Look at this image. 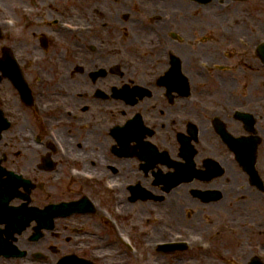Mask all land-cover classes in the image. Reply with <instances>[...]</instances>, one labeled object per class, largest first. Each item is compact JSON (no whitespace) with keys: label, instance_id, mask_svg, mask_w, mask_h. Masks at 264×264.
I'll return each mask as SVG.
<instances>
[{"label":"flooded vegetation","instance_id":"flooded-vegetation-1","mask_svg":"<svg viewBox=\"0 0 264 264\" xmlns=\"http://www.w3.org/2000/svg\"><path fill=\"white\" fill-rule=\"evenodd\" d=\"M54 13L67 12L38 14L35 23L23 18L22 24L34 23L33 39L39 45L45 40L53 49L50 58L62 62L66 91L49 87L43 102L57 118H69L71 131L78 125L64 111L83 116L87 128L79 148L92 157L84 166L97 171L104 165L119 181L124 164L112 130L138 117L142 138L168 153L177 144L172 156L179 161L180 138L193 139L195 168L206 172L196 180V189L217 192L218 199L203 203L188 193L183 199L205 208L210 226L221 232L211 241L213 263L251 264L257 256L264 262V0H70V23L85 29L70 37L55 30ZM139 87L145 88V97L136 93L129 102L123 92ZM40 97L35 94L36 101ZM47 119H54L51 113ZM39 134L45 135L43 126ZM100 138L110 146L104 147ZM28 171L36 186L45 184L31 191L40 208L99 196L94 187L75 181L61 189L58 169L55 176L40 167ZM88 220L74 217L70 234L75 224ZM229 222L237 230L229 229ZM67 231L56 228L38 242L30 239L33 229L26 231L18 239L29 253L24 264H42L34 258L38 252L46 254V264H58L66 254L89 259Z\"/></svg>","mask_w":264,"mask_h":264},{"label":"rangeland","instance_id":"rangeland-1","mask_svg":"<svg viewBox=\"0 0 264 264\" xmlns=\"http://www.w3.org/2000/svg\"><path fill=\"white\" fill-rule=\"evenodd\" d=\"M0 46H1V43H0ZM28 127H32V126L28 125ZM18 134H15V136L18 135ZM7 142L10 143L12 150L14 149V147L15 148H23V147L27 148L28 145H30V142H24V141H22L20 139L18 140V139H15L13 137ZM35 153L37 155V152H35ZM37 158H33V159L37 160ZM15 160H16V158H12L13 162ZM31 162L32 161H30L29 164H31ZM150 206H151V204L150 205H148V204H139L138 206L136 205L133 208V209H135V213H132L129 216H127L126 218L121 220V224L125 227V229L131 231L133 233V235L136 236V239H138V242L140 244L141 243L143 244L144 242L149 241L151 239L155 240V239L160 238V236H158V234L160 233L159 231L161 230V228L160 227H156V229L153 230L152 226H154V225L151 224L150 222H146V217L149 215V213H152V210L150 209ZM136 214L139 215V218L142 221H138V220H134L133 219L134 215H136ZM140 228H146V229L150 230V232H148L149 236L144 237L143 235H139L138 231L140 230ZM152 230L154 231L153 233H152ZM120 259L122 260V262L123 261H127V264H129V261H128V258L126 257V255H122ZM158 262H159V264H170V260H168V262H165V261L164 262L158 261ZM173 262L177 263V264H183V262H181L180 260H178V261H174L173 260Z\"/></svg>","mask_w":264,"mask_h":264},{"label":"bare ground","instance_id":"bare-ground-1","mask_svg":"<svg viewBox=\"0 0 264 264\" xmlns=\"http://www.w3.org/2000/svg\"><path fill=\"white\" fill-rule=\"evenodd\" d=\"M11 262V261H10Z\"/></svg>","mask_w":264,"mask_h":264}]
</instances>
